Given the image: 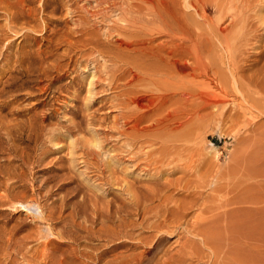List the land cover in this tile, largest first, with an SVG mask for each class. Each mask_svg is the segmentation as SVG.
<instances>
[{"label": "rangeland", "instance_id": "1", "mask_svg": "<svg viewBox=\"0 0 264 264\" xmlns=\"http://www.w3.org/2000/svg\"><path fill=\"white\" fill-rule=\"evenodd\" d=\"M97 1L103 0H0V49H3H1L0 52V264H44V260H40L39 258H42L43 253L47 251H51L50 255L49 252L46 253L47 256L55 255L47 259V261H49L50 264H59L56 263V260L58 261L60 257L68 255L74 248L83 249L87 246L86 249L93 253L106 249V240L103 238L90 240V238L84 237L86 233L81 232V235L84 236L80 240V246L67 238L60 240L61 238L53 235V228L65 231L70 229L64 225L65 223H57L59 221V210L63 202H67V209L64 212L66 214L72 211L74 204L78 203L77 210L81 216L84 215L83 217H85V215L88 217L110 216L115 223L108 222L107 224L111 227H116L119 224H117L116 215L120 212L126 218L127 223L131 222V227L128 228V230L131 235L136 238L133 239L134 237L131 236L127 237V239H130L131 241L128 240L130 242H137L136 245H139L136 248L132 247L133 250L130 246H127L107 254L105 256L106 262L113 259L114 261H112L114 263L112 264H117V261L119 263V261L123 259H130L132 254L128 257L129 254L134 251L139 254L135 253L134 255L133 253L132 256H140L142 253L146 255H143L145 259H151L154 254L147 253L149 250L148 242H141L139 240V235L141 236L143 233L141 237L158 235L163 238L159 246V250L162 249V252L161 250H158L159 253L157 251L155 252L158 255L161 253L159 258L162 257L163 259L165 257L164 259H167L168 262L172 260L171 262L173 264L177 259L180 260V257L181 259L187 257L190 252L189 249L192 250V243L200 241V238L197 237L195 234L196 232H194L195 223L197 221L200 222L203 217H208L207 215L211 212H207L217 208L215 207L217 203H223L224 200L226 201L227 197L230 195L226 193L230 185L228 187L226 186L229 182L232 183L233 180V182L236 180L239 182V179H241L240 177L243 176L241 174L245 170L244 166L247 165V163H245L246 158L251 156L253 152H255V154L257 152L260 154L259 158L257 157L259 154L251 158L249 157L251 161L247 160V162H249L248 165L251 164L253 158H258L257 160L259 163L261 162V165L264 166V0H222L224 4H226V2H232L233 4L237 3L235 6L231 5L232 7L234 6V8L230 11L234 13L238 12L243 17H246H244L245 22L243 21V25L241 26L243 32H249L252 29L250 31L251 33H246L248 36L245 35V32L243 33L241 29H237V31L233 29L231 31V33L237 35L236 46L231 48V53L228 52V49L224 48L223 42L226 40L224 34L221 33V35L224 36L223 39H221L222 36H218L220 35L218 28L229 26L230 20L226 17L228 16L227 12L229 7L220 11L217 9L218 7L214 2L215 0H203L201 3L199 0V3L197 0H194L195 5H199L198 9L195 7L192 8L193 6L189 2L191 0H160L158 3H156L155 0L157 6L161 4L159 5L160 8L158 6L157 9L156 5L151 7L152 3L149 6V4L143 2V5L141 0H108V3L112 1L113 5L107 4L106 6H102V8H95L94 5L97 4ZM168 3L169 5L171 4L170 7H173V9L176 8L179 11L181 9L185 12L187 11L188 17L186 15V17L178 21H182L183 23H181L194 33L193 37H195V39L197 38L196 40L199 41L202 38L203 40H200L201 43L205 42V40L207 41L205 44L203 43L202 46L205 51L204 54H206L205 56L209 62H212L209 72L210 77L205 78L199 75L197 79L213 82L210 80L212 77L214 82L218 81L221 83L225 103L224 115L220 119L213 115L214 109L209 108L202 110L200 115L203 117L192 121L196 123L190 124L186 122L187 126L185 123L183 124L184 127H181L182 129L178 127L179 129H176L172 135L171 133H173L174 130L169 133L167 132L169 128L165 129L166 131H163V129L158 130L150 128V131L152 130L151 132L149 128L147 132L146 130L142 131V129L149 127V125L151 126L155 119L166 117L169 112V115L175 114L176 111L174 109L178 111V109L180 110L181 108H194L192 102H187L188 105L185 103L181 104V102H186L189 96L186 95L183 97L178 95L169 102H172V104L173 102L178 103L171 104L172 106L167 103V107L163 105L159 111L151 113V117L143 118V111L134 103L132 104L130 99L132 96L129 91H143L142 93L145 95L149 93L151 97L155 98L161 92L163 93V90H160V92L159 89L155 87L148 88L147 86H144L143 89H139L142 88L140 87L141 85L134 82L136 83L135 85H138L136 87L134 83H131L132 76L127 74L129 73L128 71L134 74L144 69L141 67L146 57L140 56L142 59H138L137 57L139 56L129 54L128 50L126 51L127 48L124 49L123 47L125 45L121 46L120 44L123 41H128L127 39L132 40L135 37L116 27L118 19L122 16H126L127 18L139 16L144 18L147 16L145 18L150 19L152 18V13L158 10L162 13L165 11V14H163L167 17V8L174 11L175 14L177 11L178 14L175 15V17H177L179 11L169 8L167 5ZM136 4H141L142 7L138 6V10V8H135ZM212 5L213 7H211ZM162 6L166 7V9L162 8ZM204 6L208 8L207 11L203 9ZM103 7L105 8L103 9ZM143 7L145 10H143ZM180 7L181 9H179ZM23 8L26 12L25 18L22 17L23 15L20 13V10ZM89 8L92 12H90ZM242 8L244 9L243 11ZM9 10L17 13L18 17L15 19V24L8 23L9 20L6 19L8 18L7 13ZM133 10H135V12ZM139 11L141 13H139ZM27 12L29 15H27ZM149 13H151V16ZM96 14L100 16L98 15L97 17ZM221 16H224L223 21L220 20ZM175 17H173V19L169 17L168 20L174 23L173 20L175 21ZM224 20L226 21L224 22ZM220 22L222 24H220ZM175 23L177 24L176 21ZM207 23L209 25L212 24V26H209ZM37 24L38 26H36ZM188 24H190L191 27L190 25L187 26ZM14 25L16 27L13 28V31L9 29L8 26L14 27ZM111 27H113V29H111V34L113 36L107 33L108 29ZM195 27L198 28L196 29ZM214 27L217 29H214ZM30 28L31 30H29ZM32 28L35 30H32ZM244 28L248 29L245 30ZM202 29L204 33H202ZM214 31L216 34H214ZM205 33L207 37L202 36L205 35ZM122 34H126L124 38ZM143 35L138 37H148V35ZM128 36L129 38H127ZM164 37L165 36L159 37L157 39L159 41L156 40L154 44L164 43L165 40H167V37ZM89 38H93L94 40L88 41L90 40ZM112 39L115 43L113 41L111 42ZM120 39H122L121 42L119 41ZM85 41L89 43L87 44ZM111 47H116L114 54H117V50H119L118 53L122 52V54L126 52L124 55L128 56V59L126 60V58H124L125 60H123V58H120L121 60H119L118 58H114L112 61L110 57L113 55L107 56V54H101L103 48L106 49L103 50V52L107 53L111 51L110 53H112L114 49L112 50ZM45 58H47V60ZM104 58L106 60H104ZM139 60L142 63H139ZM217 61L218 63L216 64ZM114 62L116 65L112 64ZM215 65L219 66L216 67ZM116 66L122 69L118 70ZM136 66L139 67V70ZM143 66H146V64ZM106 67L114 68V72H112L113 70L110 68V71L107 69L111 76L113 75L112 80H109L111 76L105 69ZM115 70H117V73H115ZM123 73L127 75L122 76ZM94 75L95 78H93ZM123 78L126 81H123ZM91 80H95L96 86L94 85V88L96 89L95 92L97 91V95L92 97L89 93ZM109 81L112 84H109ZM132 85H134V88ZM179 85L180 90L178 93H182L184 89L182 88V84ZM145 88H148V90ZM151 89L152 92L150 91ZM128 95H130V97ZM88 96L90 99H88ZM144 103H147V101H144ZM127 104L128 106H126ZM129 107H132V109ZM165 110H169L167 112L168 114ZM158 113H161V115ZM141 118L146 119V121ZM132 121L135 122V124ZM182 121L185 122L184 119H181L179 122ZM132 123L134 126H132ZM173 123L174 122H170V124ZM199 123L202 125L200 126ZM136 124H139V126L135 130ZM198 124L201 128L197 127ZM178 125H180V123L176 125L174 123L173 126ZM192 126L193 128H191ZM195 127H197V130H201L195 133V131L197 132ZM164 132L171 135L170 137L167 136L168 141L165 138L167 134ZM185 132H189L190 135L188 137L192 136L193 138L190 137L189 140L187 138L186 141L184 137L187 134ZM13 133H16V135ZM5 134H7V136ZM179 134L180 136H177ZM182 135L183 137L180 140L179 137ZM171 137L172 140L176 138L173 141H178H171ZM190 139L192 141H190ZM188 141L190 142L187 143ZM178 142L182 143L179 145ZM165 144L167 148H165ZM184 144L185 146L187 145L186 148ZM9 145H12V151L7 149ZM174 145L178 149H176ZM162 146L163 148H161ZM171 146L172 150L170 149ZM178 150L179 155L176 153ZM190 151L195 154L193 155ZM164 152H167V154L174 152V155L168 159V155ZM162 153L165 157L162 156ZM242 156V167L240 169V164L237 166L235 165ZM174 157L176 159H174ZM162 158L164 160H162ZM260 158L262 160H260ZM159 160L160 162L162 161V163H160ZM170 162L172 163L170 164ZM254 162L253 159L252 167H254ZM203 163L206 164L204 165ZM257 163L258 162L255 163L257 165H255L257 170L252 168V171L250 170L251 172L256 170V173H260L257 171L262 169V167L260 165L258 168L259 163ZM184 166L185 168H183ZM226 166L229 167L228 172L230 171L231 175L233 174L232 171H235L238 167L237 170H239V172L235 171V175H237L236 177H238V175L241 176L236 178L234 177L235 175H230L231 177H229V174L225 173L226 179L229 180L230 178V181L224 179L225 183H227L224 186V181H222L223 185L221 182V180L225 178L224 173L218 175L222 177V179L214 175L217 168L219 169L220 167ZM232 166L236 168L233 169ZM210 169L214 172H209L211 171ZM204 171L208 173H202ZM200 177H202L204 181L210 180L207 181V183L204 182L205 185L203 186L206 190L202 189L203 186L200 185L201 183H198L200 187H202L199 189H202L205 193H203L201 199H198L199 202H197V204L199 205H196L197 207L189 211L185 219L186 221L183 220L184 224L181 223L177 228H171L159 234L154 230L150 229V231L144 228L147 222H145V225H142L143 227L139 226L142 222V206L144 203L146 206L149 204V208H152L151 206L153 205V207H155L161 203L163 204H161L162 206H165L166 204L164 201L166 199L170 202V204L167 202L169 206L178 204L181 201L178 197H184V194L186 196L188 187H190V190L196 189L193 185L194 183L197 184V180H199ZM260 177H256L258 181L261 180ZM244 178L245 177H243L242 180ZM256 178L254 177V180ZM216 179L217 181H214ZM210 181H214L216 185L220 182L221 184H219L225 188H222V191H220L221 186L217 185L220 190L217 188L216 190L218 191L215 192V189H213L214 184L212 182L209 183ZM7 184L12 187H6ZM184 185H186V187ZM225 189H227V191ZM208 190L213 193H210ZM159 192L162 193H160V196L157 195ZM172 193L173 195H171ZM153 194L154 196L157 195L156 199ZM224 195L226 196L225 199ZM158 196L159 198H157ZM163 196H165V200L162 198ZM138 197H140V200ZM141 198L142 200L144 199L145 202L144 200L141 201ZM145 198L153 200L149 202V200L146 201ZM173 199L177 201L174 203ZM8 200L11 204L5 202ZM158 200L160 203H158ZM205 200L206 202H203ZM138 202L141 209L135 207ZM209 206H212V208ZM51 213L53 214L51 220L49 217H45ZM83 217L78 220L81 221ZM147 217L149 218L150 215H147ZM139 219H141V222ZM169 219L171 221L170 217ZM189 222L193 226L189 224ZM100 224L101 223L95 226V230L102 227V224ZM111 224H115V226ZM49 240L54 242L62 241L61 243H64H49ZM66 243H68V245ZM46 244L47 246L50 244V247L48 246V248H46L44 246ZM27 248L30 249L28 255L31 253L30 255H32L33 258L27 256V259L24 260L22 253L26 252ZM204 249V255L206 256L209 250L206 247ZM42 250L44 251L42 252ZM36 251L38 252L36 253ZM256 251L251 254L253 260L252 264H264V250ZM187 252V256H184ZM38 253L39 255L42 254L39 256ZM119 253H122V255ZM124 254H126V258ZM157 254H155V258H158ZM162 254H164V256ZM120 255L123 256V258H121ZM249 255L250 254H248V256ZM57 256L60 257L57 258ZM80 258L82 261L84 257ZM85 258L84 263L90 261L91 264H95L97 262L94 256L90 257L91 259L89 257ZM227 258L229 257L227 256ZM105 261H103V263H106ZM156 261L158 260L156 259ZM200 261L193 259L192 261L189 260L187 263H217L209 260L208 257ZM78 262L79 261L76 263L78 264ZM126 262L127 261H125V263ZM222 262L217 264H222ZM234 262L239 264L238 261ZM150 263L153 264L151 261L147 262V264Z\"/></svg>", "mask_w": 264, "mask_h": 264}, {"label": "bare ground", "instance_id": "2", "mask_svg": "<svg viewBox=\"0 0 264 264\" xmlns=\"http://www.w3.org/2000/svg\"><path fill=\"white\" fill-rule=\"evenodd\" d=\"M142 1V3L144 2V3H146V4H149V6L151 5V3H152V6L151 7H154V5H156V9H157V7L159 6V5H161V4H159L158 6H157V4H155V0H141ZM141 1H140V3H141ZM158 1H160V0H156V3H158ZM189 1V0H188ZM198 1V0H197ZM200 1V3H201V1H203V0H199ZM199 1H198V3H199ZM109 1L108 0H103V1H97V4H95L94 5V7L95 8H102V6H106L107 4H112V1H110V3H108ZM166 2V1H165ZM190 3H191V5L193 6L192 8H196V9H198V6L199 5H195V3H194V0H191V1H189ZM215 2V4H216V6L218 7L217 9L218 10H220V11H223V9H225L226 7H229V10H228V12H227V14H228V16H226V17H228L227 19L228 20H230V23H229V26H226V27H224V28H218V30L220 31V35H218L219 37H221L222 36V38L221 39H223V37L226 39V40H224V42H223V44H224V48H226V49H228V52H230L231 53V48L232 47H235L236 46V40H237V35L236 34H234V33H231V31L233 30V29H236V31H237V29H241V31H242V25H243V21L245 20V18L240 14V13H238V12H232V11H230V10H232L233 8H234V6H235V4H237V3H235V4H233L232 2H226V4L227 5H229V6H227L226 4H224L223 3V1L222 0H215L214 1ZM243 2V1H242ZM94 3H96V2H94ZM139 3V2H138ZM144 3H143V5H144ZM160 3V2H159ZM2 4V3H1ZM146 4H145V6H146ZM164 4H166V3H164ZM163 4V5H164ZM204 4V3H203ZM92 5V4H91ZM90 5V6H91ZM113 5V4H112ZM168 6H169V8H172L173 9V7H170V5H169V3L167 4ZM172 5H173V3H172ZM231 5H234L233 7L231 6ZM109 6V5H108ZM137 6V7H136ZM136 6H135V8L137 9L138 8V6L139 7H142V5L141 4H139V5H137L136 4ZM165 6V5H164ZM175 6V5H174ZM190 6V5H189ZM237 6V5H236ZM262 6V5H261ZM92 7V6H91ZM211 7H213V5L211 6ZM238 7V6H237ZM95 8H94V11H95ZM105 7H103V9H104ZM111 8V7H110ZM146 8V7H145ZM159 8H160V6H159ZM162 8H164V9H166V7H163L162 6ZM175 8V7H174ZM178 8V7H177ZM90 9V8H89ZM148 9V8H147ZM154 9V8H153ZM152 9V10H153ZM179 9H181V7L179 8ZM203 9L204 10H208V8L206 7V6H204L203 7ZM210 9V8H209ZM228 9V8H227ZM138 10H139V8H138ZM138 10H137V13H138ZM142 10V9H141ZM143 10H145L144 9V7H143ZM162 10V9H161ZM173 10H178V9H173ZM244 9L242 8V11H243ZM12 11V10H11ZM10 10H9V12L7 13L8 15V18H6L7 20H9L8 21V23L10 22V24H15L16 23V21H15V19H17V13L16 12H11ZM30 11V10H29ZM94 11H93V14H94ZM96 11H97V9H96ZM134 12H135V10H133ZM149 11V10H148ZM151 11V10H150ZM162 11H164V10H162ZM179 11V10H178ZM19 12V11H18ZM90 12H92V10L90 9ZM109 12V11H108ZM107 12V13H108ZM144 12V11H143ZM165 12V11H164ZM163 12V13H164ZM209 12V11H208ZM215 12H216V10H215ZM218 12V11H217ZM20 13L23 15L22 17H24V16H26V12L24 11V8L23 9H21L20 10ZM139 13H141L140 11H139ZM161 11H158V10H155L153 13H152V18H150V19H146L145 17H147V16H145L144 18H142V17H131V18H127L126 16H122L121 18H119L118 19V21H117V23H116V27L117 28H120L121 30H124V31H126V32H128V33H130V34H132L135 38L134 39H127L128 41H123V42H121V40L122 39H120L119 41L121 42V46H123V45H125V46H123L124 47V49L125 48H127L126 49V51L128 50V53L129 54H131V55H133L134 56V54L136 55V56H139V57H137L138 59L139 58H141L142 59V57H146V59H144L143 60V65H145L146 64V66H143L142 65V67L141 68H144V69H141V71H137L136 73H134V74H131V72L130 71H128L129 73H127V74H130L131 76H132V79H131V83H134V82H137V84L138 85H141L140 87H142V88H139V89H143V87L144 86H147L148 88H152V87H155L156 89H159V91L160 90H163V93L161 92L160 94H158L157 95V97H155V98H153V97H151V94H147V95H145L144 93H142L143 91H139V90H136L135 92H130L129 91V93L131 94V96L132 97H130V95H128L129 97H130V99H131V101H132V104L134 103L135 105H137V107L140 109V110H142L143 111V115H142V117L143 118H145V117H151L152 115H151V113H154V112H157V111H159L160 109H161V107L163 106V105H165L166 107H167V103H169L171 100H173V98H175L176 96H178V95H181V96H183V97H185L186 95H188L189 97L186 99V102H181V104H186V105H188L187 104V102H192V105L194 106V108H191V109H186V108H181L180 110L178 109V111L176 110V109H174V106H173V109L176 111L175 112V114H173V115H169L170 114V112H169V114L167 113L169 110H165L166 111V113L168 114L166 117H164V118H158V119H155L154 121H153V123L151 124V126L149 125V127H146V128H143L142 129V131H145L146 130V132L148 131L147 129L149 128V131H150V128H155V129H163V131L165 130V129H168V131L167 132H169V133H171V131H173V133H171V135L172 134H174V132L176 131V129L178 130L179 128L178 127H180V129H182L181 127H184L183 126V124H185L186 122L188 123H190V124H193V123H196V122H192L193 120L195 121L197 118H201V117H203V116H201L200 115V112L202 111V110H206V109H209V108H212V109H214L213 110V115H215V116H217L218 117V119H220L223 115H224V99H223V94H222V92H223V87H222V85H221V83H219L218 81L217 82H214V80L212 79V77H211V79L210 80H212L213 82H209V81H207V80H198L197 79V77L200 75V76H203V77H205V78H208V77H210V67H211V63L212 62H209V60L207 59V57L205 56L206 54H204V49H203V46H202V44L204 43L205 44V42H207L205 39V42H203V43H201L200 42V40H203L202 38L200 39V38H198V39H200L199 41L198 40H196L195 39V37H193V35H194V33L193 32H191L188 28H186V26L184 25V24H182L183 22L182 21H178V20H180V19H183L184 17H186V15L188 14L187 13V11L185 12L183 9H181L180 11H179V15H177V17H175V15L176 14H178L177 13V11H176V14L174 13V11H172V10H169L168 8L166 9V14L168 15L167 17L163 14ZM197 13H198V11H197ZM102 14V13H101ZM143 14V13H142ZM147 14V13H146ZM146 14H144V15H146ZM150 14V16H151V13H149ZM220 14V13H219ZM226 14V13H225ZM244 14V13H243ZM27 15H29L28 14V12H27ZM99 15V14H98ZM98 15L96 14V16L98 17ZM103 15V14H102ZM148 15V14H147ZM199 15H200V13H199ZM259 15V14H258ZM263 15V14H262ZM262 15H261V17H262ZM93 16V15H92ZM95 16V17H96ZM100 16V15H99ZM134 16H136V15H134ZM143 16V15H142ZM149 16V15H148ZM260 16V15H259ZM21 17V16H20ZM28 17V16H27ZM169 17H171L172 19H173V17H175L174 19H175V21L177 22V24L175 23V21L173 20V22L174 23H172V22H170L168 19H169ZM187 17H188V15H187ZM202 17V16H201ZM204 17V16H203ZM219 17H220V15H219ZM225 17V18H226ZM25 18V17H24ZM170 18V19H171ZM207 18V17H206ZM223 18H224V16H221V18H220V20H222L223 21ZM250 18H251V16H250ZM20 19V18H19ZM29 19V18H28ZM97 19V18H96ZM99 19V18H98ZM111 19V18H110ZM187 19V18H186ZM188 20V19H187ZM204 20H206V19H204ZM247 20V19H246ZM27 21V20H26ZM97 21V20H96ZM98 21H100V20H98ZM102 21V20H101ZM113 21H114V18H113ZM208 21V20H207ZM221 21V22H222ZM226 20H224V22H225ZM18 22V21H17ZM19 22H20V20H19ZM103 22V21H102ZM115 22V21H114ZM182 22V23H181ZM187 22V21H186ZM220 22V24H222ZM245 22V21H244ZM247 22V21H246ZM263 22V21H262ZM104 23H105V21H104ZM103 23V24H104ZM187 23H189V22H187ZM248 23V22H247ZM7 24V23H6ZM36 24V23H35ZM102 24V23H101ZM106 24V23H105ZM191 24V23H190ZM190 24H188L187 26H189ZM208 24V23H207ZM264 24V23H263ZM9 25V24H8ZM24 25V24H23ZM22 25V26H23ZM108 25H109V23H108ZM112 25V24H111ZM209 25V24H208ZM211 26H212V24H210ZM209 25V26H210ZM249 25V24H248ZM25 26V25H24ZM23 26V27H24ZM36 26H38V24L36 25ZM35 26V27H36ZM218 26V25H217ZM222 26V25H221ZM220 26V27H221ZM7 27V26H6ZM9 27V29H11L12 31H13V28H15L16 26L14 25V27H11V26H8ZM33 27V26H32ZM190 27H191V25H190ZM241 27V28H240ZM264 27V26H263ZM262 27V28H263ZM193 28V27H192ZM196 28V27H195ZM198 28V27H197ZM196 28V29H197ZM213 28V27H212ZM245 28H246V26H245ZM244 28V29H245ZM249 28V27H248ZM247 28V29H248ZM27 29V28H26ZM34 28H32V30H33ZM104 29H105V27H104ZM111 29H113V27H111V28H109L108 29V31H107V33L110 35L111 34ZM114 29H116V28H114ZM120 29H118V30H120ZM214 29H217V28H215L214 27ZM213 29V30H214ZM243 29V30H244ZM247 29H245V30H247ZM25 30V29H24ZM29 30H31V28L29 29ZM28 30V31H29ZM35 30V29H34ZM120 30V31H121ZM194 30V29H193ZM199 30H201V29H199ZM218 30H217V32H218ZM252 30V29H251ZM250 30V31H251ZM23 31V30H22ZM28 31H26V32H28ZM114 31V30H113ZM196 31V30H195ZM194 31V32H195ZM203 31V32H202ZM202 33H204V30L202 29ZM249 31V32H250ZM263 31H264V29H263ZM105 32V31H104ZM125 32V33H126ZM205 32L208 34V32L205 30ZM210 32V31H209ZM215 32V31H214ZM243 32V31H242ZM245 32V31H244ZM243 32V33H244ZM249 32H245L244 34L245 35H247L246 33H248L249 34ZM6 33V32H5ZM4 33V34H5ZM8 33V32H7ZM121 33V32H120ZM123 33V32H122ZM193 33V34H192ZM196 33V32H195ZM200 33V32H199ZM199 33H198V35H199ZM205 33V35H202V36H206L207 34ZM221 33L222 34H224V36L223 35H221ZM251 33V32H250ZM15 34H16V32H15ZM29 34V33H28ZM106 34V33H105ZM119 34V33H118ZM143 34H145L146 36L148 35V37H146V38H140V37H138V36H142ZM201 34V33H200ZM214 34H216V32L214 33ZM240 34V33H239ZM112 35V34H111ZM123 35V34H122ZM126 35V34H125ZM125 35H123V38L125 37ZM131 35V36H132ZM243 35V34H242ZM105 36V35H104ZM113 36V35H112ZM115 36V35H114ZM150 36V37H149ZM163 36H165V37H167V40H165V42L163 43L162 42V44H154V42L159 38V37H163ZM196 36V35H195ZM248 36V35H247ZM246 36V37H247ZM259 36V35H258ZM143 37H144V35H143ZM164 37V38H165ZM198 37V36H197ZM207 37V36H206ZM205 37V38H206ZM217 37V36H216ZM215 37V38H216ZM91 38V37H90ZM89 38V39H90ZM106 38V37H105ZM109 38V37H108ZM113 38V37H112ZM127 38H129V36L127 37ZM131 38H133V37H131ZM137 38H139V39H137ZM86 39V38H85ZM119 39V38H118ZM207 39V38H206ZM209 39V38H208ZM217 39V38H216ZM88 40V39H87ZM91 40H94L93 38L92 39H90V40H88V41H91ZM115 40H116V38H115ZM164 40V39H163ZM210 40V39H209ZM86 42L87 44L89 43V42ZM113 41V39L111 40V42ZM157 41H159V40H157ZM221 41V40H220ZM0 42H1V37H0ZM114 42V41H113ZM209 42V41H208ZM92 43V42H91ZM90 43V44H91ZM115 43V42H114ZM217 43V42H216ZM105 44H106V42H105ZM111 44H113V43H111ZM110 44V45H111ZM117 44H119V43H117ZM154 44V45H153ZM115 45V44H114ZM208 45V44H207ZM107 46H108V43H107ZM120 46V47H121ZM204 46H206V45H204ZM210 46V45H209ZM216 46V45H215ZM223 46V45H222ZM95 47V46H94ZM120 47H119V49H120ZM207 47V46H206ZM217 47V46H216ZM96 48V47H95ZM105 48V47H104ZM102 49V51H101V54H103V55H105V54H107V56H110V55H113V56H111L110 58L112 59V61L114 60V58H118L119 60H121L120 58H123V60H125L124 58H126V60L128 59V56H126V55H124V54H126V52H124L123 54H122V52L121 53H118V51L119 50H117V54L115 53L114 54V52L116 51V47L114 48H112V50L114 49V51L112 52V53H110V52H103V50H106V49ZM110 48V49H111ZM2 49V48H1ZM1 49H0V52H1ZM98 49H100V48H98ZM109 49V50H110ZM206 49V48H205ZM208 49V48H207ZM3 50V49H2ZM209 50V49H208ZM123 51H125V50H123ZM92 52V51H91ZM98 52H100V51H98ZM234 52V51H233ZM209 53V52H208ZM2 54V53H1ZM119 54V55H118ZM211 54V53H210ZM121 55V56H120ZM230 55H232V54H230ZM34 56V55H33ZM39 56V55H38ZM100 56V55H99ZM122 56H124V57H122ZM140 56H142V57H140ZM209 56V55H208ZM214 56V55H213ZM227 56V55H226ZM103 57V56H102ZM105 57V56H104ZM229 57V56H228ZM228 57H226V58H228ZM32 58V57H31ZM33 58H35V57H33ZM210 58V57H209ZM212 58V57H211ZM40 59V58H39ZM46 60H47V58H45ZM94 59V58H93ZM140 59V60H141ZM44 60V59H43ZM97 60H99V59H97ZM104 60H106L105 58H104ZM104 60H102V61H104ZM130 60V59H129ZM140 60H139V63H142V62H140ZM212 60V59H211ZM40 61V60H39ZM135 61V60H134ZM225 61V60H224ZM46 62V61H45ZM109 62H110V60H109ZM123 62V61H122ZM136 62V61H135ZM106 63V62H105ZM121 63V62H120ZM218 63V61L216 62V64ZM230 63V62H229ZM42 64H43V62H42ZM112 64H115V62L114 63H112ZM129 64V63H128ZM127 64V65H128ZM135 64V63H134ZM133 64V65H134ZM138 64V63H137ZM102 65V64H101ZM104 65V64H103ZM108 65V64H107ZM111 65V64H110ZM116 65V64H115ZM115 65H113V66H115ZM104 66H106V65H104ZM112 66V67H113ZM118 66V65H117ZM117 66H116V68H117ZM121 66V65H120ZM216 66V65H215ZM217 66H219V65H217ZM216 66V67H217ZM108 67V66H107ZM105 68L106 70L107 69H109V68ZM112 67L110 68V69H112ZM122 67V66H121ZM135 67V66H134ZM137 67V66H136ZM122 68H124V67H122ZM122 68H117L118 70H120V69H122ZM132 68V67H131ZM130 68V69H131ZM138 68V70H139V67H137ZM220 68V67H219ZM110 69H109V71H110ZM114 69V68H113ZM112 69V70H113ZM125 69V68H124ZM129 69V70H130ZM223 69V68H222ZM127 70H128V68H127ZM126 70V71H127ZM135 70V69H134ZM99 71V70H98ZM108 70H107V72L110 74V72H109ZM116 72L115 73H117V70H115ZM125 71V70H124ZM123 71V72H124ZM219 71V70H218ZM223 71V70H222ZM230 71H231V69H230ZM112 72H114V70L112 71ZM121 72H122V70H121ZM108 74V75H109ZM113 74V73H112ZM119 74V73H118ZM121 74V73H120ZM126 73H123L122 74V76H125V75H127ZM217 74V73H216ZM233 74V73H232ZM117 75V74H116ZM110 76H111V74H110ZM113 76V75H112ZM112 76H111V79H109V80H112ZM115 76V75H114ZM121 76V75H120ZM129 76V75H128ZM117 77V76H116ZM130 77V76H129ZM93 78H95V75H94V77ZM114 78V77H113ZM119 78V77H118ZM131 78V77H130ZM199 78H201V77H199ZM121 79V78H120ZM124 79V78H123ZM126 79H127V77H126ZM204 79V78H203ZM105 80H107V79H105ZM104 80V81H105ZM130 80V79H129ZM95 80H91V83H90V88H89V93H90V95H91V97L92 96H95V95H97V91L95 92V82H94ZM121 81V80H120ZM123 81H126L125 79L123 80ZM115 82H116V80H115ZM118 82V81H117ZM124 83V82H123ZM98 84V83H97ZM109 84H112V83H110V81H109ZM136 83H134V85H135ZM179 84H182V88L184 89L183 91H182V93H178V91L180 90V85ZM95 85V86H94ZM134 85H132V87L134 86ZM138 85H135L136 87L138 86ZM130 86V85H129ZM112 87V86H111ZM134 88V87H133ZM132 88V89H133ZM148 88H145V89H147L148 90ZM130 89V88H129ZM138 89V88H137ZM128 91V90H127ZM151 92H152V89L150 90ZM126 94H127V92H126ZM89 97V96H88ZM149 97V98H148ZM178 98V97H177ZM88 99H90V97L88 98ZM184 99V98H183ZM176 100V99H175ZM178 100V99H177ZM125 101V100H124ZM127 101V100H126ZM144 101H147V103H144ZM179 101V100H178ZM184 101V100H183ZM180 102V101H179ZM2 103V102H1ZM175 103H178V102H175ZM174 102H173V104H175ZM5 104V103H4ZM130 104H131V102H130ZM130 104H129V106H130ZM172 104V102L171 103H169V105H171ZM172 104V105H173ZM181 104H178V105H181ZM171 105V106H172ZM126 106H128V104L126 105ZM170 106V107H171ZM176 107V106H175ZM127 108V107H126ZM130 109H132V107H129ZM169 108V107H168ZM179 108V107H178ZM167 109V108H166ZM171 109H172V107H171ZM136 112V111H135ZM173 112V111H172ZM205 113V112H204ZM159 115H161V113H158ZM158 114H157V116H158ZM163 115V114H162ZM204 115V114H203ZM209 116V115H208ZM138 117V116H137ZM161 117V116H160ZM163 117V116H162ZM189 117V118H188ZM210 117V116H209ZM135 119V118H134ZM137 119H139V118H137ZM142 119V118H141ZM181 119H184V121L185 122H179ZM142 120H145L146 121V119H142ZM187 120V121H186ZM199 120V119H198ZM197 120V121H198ZM208 120V119H207ZM135 122H137L136 120H134ZM151 121V120H150ZM199 121H201V120H199ZM202 121H203V119H202ZM133 122V121H132ZM135 122H133L134 124H135ZM170 122L172 123V122H174L175 123V125L176 124H179L180 123V125H178V126H173L174 125V123L173 124H170ZM192 122V123H191ZM132 123V124H133ZM187 123H186V126H187ZM134 124L132 125V126H134ZM139 124H142V123H139ZM139 124H136L137 126H135V130H136V128H138V126H139ZM200 124V123H199ZM199 124H198V126L197 127H199ZM195 125V124H194ZM202 124H200V126H201ZM42 127V126H41ZM197 127H195V130H197L196 128ZM141 128H142V126H141ZM140 128V129H141ZM188 128V127H187ZM191 128H193V126L191 127ZM190 128V129H191ZM199 128H201V127H199ZM15 130V129H14ZM185 130V129H184ZM187 131H189L188 129H186ZM193 130V129H192ZM201 129H198L197 130V132L195 131V133H198V131H200ZM142 131H139V132H142ZM152 131V130H151ZM150 131V132H151ZM162 131V132H163ZM166 131V130H165ZM17 132V131H16ZM146 132H145V134H146ZM12 133V132H11ZM164 133H166V132H164ZM186 134H184V135H186L184 138H185V140L188 138V140H189V138L190 137H192V136H190V137H188L189 135H190V133L189 132H185ZM192 133H193V131H192ZM201 133V132H200ZM3 134V133H2ZM14 134V133H13ZM12 134V135H13ZM145 134H143V135H145ZM167 134V133H166ZM178 134V133H177ZM194 134V133H193ZM6 136H7V134H5ZM14 135H16V133L14 134ZM18 135H19V133H18ZM21 135V134H20ZM138 135V134H137ZM148 135V134H147ZM150 135V134H149ZM162 135H165V134H162ZM162 135H160V136H162ZM171 135H169V134H167L166 135V140L168 141V139H167V136L168 137H170ZM197 135V134H196ZM196 135H195V137H196ZM1 136V135H0ZM11 136V135H10ZM9 136V137H10ZM155 136V135H154ZM159 136V137H160ZM177 136H180V134L179 135H177ZM199 136H201V135H199ZM2 137H3V135H2ZM16 137V136H15ZM182 137H183V135L181 136V137H179L180 138V140L182 139ZM36 138V137H35ZM51 138H53V137H51ZM163 139H165L164 137H162ZM193 138V137H192ZM2 139V138H1ZM7 139V138H6ZM9 139V138H8ZM158 139V138H157ZM156 139V140H157ZM159 139H161V138H159ZM176 138H174L173 140H175ZM38 140V139H37ZM172 140V137H171V141H173ZM3 141V140H2ZM165 141V140H164ZM167 141H165V142H167ZM178 141V140H177ZM177 141H173V142H177ZM187 141V140H186ZM185 141V142H186ZM190 141H192L191 139H190ZM190 141H188L187 143H189ZM153 142V141H152ZM7 143V142H6ZM179 143V142H178ZM182 143V142H181ZM181 143H179V145L181 144ZM186 143V144H187ZM11 144H13V143H11ZM176 145V144H175ZM174 145V146H175ZM183 145V144H182ZM165 146H166V144H165ZM178 146V145H177ZM187 146V145H186ZM186 146H185V144H184V147L186 148ZM6 147V146H5ZM170 147V146H169ZM181 147V146H180ZM14 148V147H13ZM161 148H163V146L161 147ZM165 148H167V146L165 147ZM164 148V149H165ZM174 148V147H173ZM175 148H176V146H175ZM195 148V147H194ZM6 149V148H5ZM7 149L8 150H11L12 151V145H9L8 147H7ZM171 150H172V146H171V148H170ZM169 149V150H170ZM176 149H178V148H176ZM176 149H174V150H176ZM201 150V149H200ZM160 151V150H159ZM169 152V151H168ZM176 152V151H175ZM191 152V151H190ZM164 153H166V155H168L167 156V158L169 159L172 155H174V152H170V153H168L167 154V152H164ZM177 154L179 153V150H178V152H176ZM189 153V152H188ZM192 153V152H191ZM159 154H160V152H159ZM163 154V153H162ZM193 154V153H192ZM195 154V153H194ZM193 154V155H194ZM198 154V153H197ZM249 154H251V153H249ZM252 154H254V155H252ZM251 154V156H249L250 158L252 157V156H255L256 154H259V153H257L256 152V154H255V152H253ZM179 155V154H178ZM162 156H164L165 157V155L163 154ZM205 156V155H204ZM259 156H260V154L257 156L258 158H259ZM177 157V156H176ZM182 157H183V155H182ZM244 157H245V155H244ZM249 157H245L246 158V160H245V163H247V165H248V163L249 162H247V160H249L250 158ZM256 157V158H257ZM167 158H166V160H167ZM198 158V157H197ZM241 158V159H240ZM240 158H236V159H240V160H238L237 162V164L236 163H234V164H236L235 166H237L238 164H240L239 165V168L241 169V160H243L242 158H243V156L242 157H240ZM257 158V159H258ZM174 159H176L175 157H174ZM173 159V160H174ZM192 159V158H191ZM207 159V158H206ZM253 159H254V167H252V162H253ZM252 159V162H251V164L250 165H246V166H244L245 168V170H244V172H242V174L241 175H243L242 177H240L239 175H238V177H240L241 179H239V182L236 180L235 182H233L232 181V183H230L229 182V184H227V183H225V180L224 179H226V176H225V173H228L229 174V177H231V176H233V175H235L236 174V172L235 171H238L239 172V170H237V168L235 167V166H232V168L233 169H235L236 168V170L235 171H232V175H231V172L229 171L228 172V166H226V167H220L219 169L217 168V171H216V173H215V175H214V173H213V175L214 176H218V175H220L221 173L223 174L224 173V176H225V178H223L222 179V177H220V176H218L219 178H221L222 180H221V182L222 181H224V186H225V184H227V186L226 187H228L229 185H230V187H229V189H228V191H227V189H225L227 192L226 193H228V197H227V199H226V201L224 200H222L223 201V203H220V205H219V203H217L216 205L217 206H215V207H217V208H214V206H213V208L215 209H212V211L210 210V211H208L207 213H210V214H208L207 216L208 217H203V219L202 218H200V219H202L200 222H198L197 220V222L195 223L196 225L194 226V230H192V231H194V232H196L195 234H196V236L197 237H199L200 238V241L199 242H194V241H192V242H194V243H192V250H190L189 249V254H188V252L187 253H185V255L184 256H187L186 254H188V256L187 257H185V258H182L181 259V257H180V260H178L177 259V261H175L173 264H188L187 262H189V260H193V259H196L197 261H200V260H202L203 258L205 259V257H208L209 258V260H212L213 262H217V263H220V262H222V260H223V262H222V264H233V263H235L234 261H238L239 262V264H252L253 263V260H252V256H251V254H253V252H255L256 250V252H258V251H260V250H264V166H262L261 165V162L259 163V161L257 160V159H255V158H253ZM162 160H164L163 158H162ZM172 160V161H173ZM209 160V159H208ZM234 160H235V158H234ZM257 160V161H256ZM260 160H262L261 158H260ZM203 161H204V159H203ZM210 161V160H209ZM236 161V160H235ZM240 161V162H239ZM249 161H251V160H249ZM12 162V161H11ZM159 162H160V160H159ZM216 162V161H215ZM229 162V161H228ZM233 162V161H232ZM243 162V161H242ZM256 162H258L259 163V165H258V168H259V166L261 165V167H262V169H259V170H262V171H257V172H260V173H256V168H255V163ZM160 163H162V161L160 162ZM165 163H166V161H165ZM172 162H170V164H171ZM192 163H193V161H192ZM257 163V164H258ZM164 164V163H163ZM204 164V163H203ZM206 164V163H205ZM204 164V165H205ZM243 164V163H242ZM12 165V164H11ZM182 165V164H181ZM189 165V164H188ZM191 165V164H190ZM230 165V164H229ZM263 165H264V159H263ZM186 166V165H185ZM185 166L183 167V168H185ZM231 166V165H230ZM249 166H250V168H249ZM257 166V165H256ZM160 167V166H159ZM260 167V168H261ZM12 168V167H11ZM10 168V169H11ZM181 168V167H180ZM188 168V167H187ZM192 168V167H191ZM203 168V167H202ZM208 168V167H207ZM210 168V167H209ZM231 168V169H232ZM248 168V169H247ZM256 169V170H253L254 172H251L252 170L251 169ZM211 169H212V167H211ZM210 169V170H211ZM232 169V170H233ZM189 170V169H188ZM202 170V169H201ZM206 170V169H205ZM251 170V171H250ZM194 171V170H193ZM196 171V170H195ZM242 171V170H241ZM240 171V172H241ZM11 172V171H10ZM186 172V171H185ZM209 172H214V171H209ZM200 173V172H199ZM202 173H204V174H206V173H208V172H206L205 173V171L204 172H202ZM8 174V173H7ZM11 174V173H10ZM209 174H211V173H209ZM240 174V173H239ZM259 174V175H258ZM201 175V174H200ZM213 175H211V176H213ZM231 175V176H230ZM195 176H196V174H195ZM204 176V175H203ZM207 176V175H206ZM221 176H223V175H221ZM237 175H235L234 177H236ZM260 177L261 178V180L260 181H258V178H256V177ZM199 177V176H198ZM234 177H233V179H234ZM238 177H236V178H238ZM243 177H245L243 180H242V178ZM254 177L257 179H255L254 180ZM205 178V177H204ZM228 178V177H227ZM235 178V179H236ZM182 179V178H181ZM186 179V178H185ZM192 179H194V178H192ZM218 179V178H217ZM217 179L216 180H214V181H217ZM201 180H203V181H200ZM199 180H197V184H195L194 183V187L196 188V189H192V190H190L189 188L190 187H188V190H187V193H186V196H185V194H184V197L182 196L181 198H179L178 197V199H180L178 202V204H174V205H171V206H169V205H167V202H168V199H166L165 200V196H163L162 198H164V203L166 204L165 206H162L161 204H159V205H156L155 207H153V206H151L152 208H149L150 207V205L147 207L146 205H145V203L143 204V206H142V213H143V217L141 218L142 219V222H141V219H139L140 220V224H139V226H142L143 224L145 225V222H147L146 223V225L144 226V228H146V229H148V230H154V231H156V233L157 234H159V233H163V231L165 232V231H168V230H170L171 228H177L181 223H183V220H185L186 219V217L188 216V213H189V211L191 210V209H193V208H195V207H197L196 205H199V204H197V202H199V198L201 199V197H203V193H205V191H202V189H205V187L203 186V185H205V183H207V181H209V180H205L204 181V179H202V177H200V179ZM184 181V180H183ZM190 181V180H189ZM193 181V180H192ZM199 181V182H198ZM214 181L212 182V181H210L209 183H213L214 184ZM226 181H230V178H229V180H227L226 179ZM182 182V181H181ZM205 182V183H204ZM219 182V181H218ZM8 183V182H7ZM188 183H190V182H188ZM198 183H201L200 185H202L203 186V188L202 187H200V185L198 184ZM208 183V184H209ZM220 183V182H219ZM219 183H217V185H219V186H221V190L218 188V186L216 185V183L214 184V188L213 189H215V192L216 191H218V190H216L217 188L220 190V191H222V188H223V182H222V185H220ZM186 184V183H185ZM208 184H206V185H208ZM185 187H186V185H184ZM209 186V185H208ZM6 187H12L11 185H8L7 184V186ZM193 187V188H194ZM182 188V187H181ZM192 188V187H191ZM199 188H202V189H199ZM210 188V187H209ZM225 188V187H224ZM223 188V189H224ZM183 189H184V187H183ZM212 189V188H211ZM213 189H212V191H213ZM206 190V189H205ZM208 191H210V190H208ZM162 192V191H161ZM161 192H159V194H157V195H159L160 196V193ZM184 192V191H183ZM224 192V191H223ZM157 193H158V191H157ZM209 193V192H208ZM210 193H213V192H211L210 191ZM162 194V193H161ZM232 194V195H231ZM156 195V194H155ZM156 195V196H157ZM168 195V194H167ZM166 195V196H167ZM171 195H173V193L171 194ZM182 195V194H181ZM218 195V194H217ZM221 195H223V194H221ZM225 195H227V194H225ZM224 195V199L226 198V196ZM153 196H154V194H153ZM156 196H154V198L156 199ZM159 196L157 197V198H159ZM170 196V195H169ZM209 196L211 197V195L209 194ZM171 197V196H170ZM223 197V196H222ZM140 197H138V199H139ZM153 198V197H152ZM153 198V199H154ZM161 198V199H162ZM205 198V197H204ZM209 198V197H208ZM212 198V197H211ZM219 198V197H218ZM217 198V199H218ZM221 198V197H220ZM146 199V201L147 200H149L148 198H145ZM153 199H150L149 200V202L150 201H152ZM171 199V198H170ZM210 199V198H209ZM140 200V199H139ZM144 200V199H143ZM142 200V198H141V201H143ZM172 200V199H171ZM159 201V200H158ZM163 201V200H162ZM170 201V200H169ZM177 200H174L173 199V202L175 203ZM216 201V200H215ZM214 201V202H215ZM219 201V200H218ZM6 203H9V204H11L10 203V201L8 200V201H5ZM135 202V201H134ZM140 202V201H139ZM139 202H138V204H136V208L137 209H141V206H140V204H139ZM144 202H145V200H144ZM172 202V203H173ZM202 202V201H201ZM203 202H206V200L205 201H203ZM158 203H160V201L158 202ZM171 203V204H172ZM216 203V202H215ZM13 204V203H12ZM78 204V203H77ZM77 204H74L73 205V209H72V211H70L69 213H64L65 211H66V209H67V202H63L62 203V205H61V207H60V214L58 215V219H59V221L57 222V223H65L64 225L65 226H67V227H69L70 229L69 230H67V231H65V230H57V229H54L53 228V235L55 236H57L58 238H61L60 240H62V239H65V238H67L68 240H70V241H72V242H74L76 245H78V246H80L81 244V242H80V240L83 238V236L85 237V238H90V240L91 239H101V238H103L104 240H106V242H107V244L105 245L106 247V249H103V250H101L100 252H96V253H93L92 251L90 252V251H88L87 249H86V247L85 248H83V249H78V248H72L73 250L70 252V253H68V255H64V256H62V257H60V256H57V258L58 257H60V259L57 261L56 260V263H59V264H77L76 262L77 261H79L78 262V264H91V262L89 263V262H86V263H84V258L85 257H93L94 256V259L97 261L95 264H112V263H114L112 260L111 261H105V256L107 255V254H109V253H111V252H114L115 250H117V249H119V248H122V247H127V246H130L131 248L132 247H137L138 245H136V243H134V242H130L131 240L130 239H127V237H134L133 239H135L136 237L135 236H133V235H131V233L129 232V230H128V228H130L131 227V222H126V218L124 217V215H122L120 212H118V215H116V218H117V226L116 227H111V226H109L107 223L109 222V223H115V221L113 220V218L112 217H110V216H104V217H98V216H96V217H93V216H91V217H88V216H86L85 215V217H83V216H81V214L78 212V210H77ZM134 204V205H135ZM141 204H142V202H141ZM168 204H170V202H168ZM202 204V203H201ZM80 205V204H79ZM214 205V204H213ZM163 208H162V207ZM219 206V207H218ZM40 207V206H39ZM199 207V206H198ZM202 207V206H201ZM207 207V206H206ZM210 208H212V206H209ZM162 208V209H161ZM200 208V207H199ZM79 209V208H78ZM205 209V208H204ZM207 209V208H206ZM140 211V210H139ZM137 212V211H136ZM141 212V211H140ZM140 212H138V213H140ZM203 212V211H202ZM43 213V212H42ZM191 213V212H190ZM47 214V213H46ZM64 214H66V215H64ZM95 214H98V213H95ZM114 214H115V212H114ZM127 214V213H126ZM111 215V214H110ZM134 215V214H133ZM147 215L149 216L150 215V217L148 218L147 217ZM198 215V214H197ZM206 215V214H205ZM204 215V216H205ZM138 216H139V214H138ZM200 216H201V214H200ZM43 217V216H42ZM46 218H50V220H51V218L53 217V214L51 213L50 215H47V216H45ZM83 217V219L80 221V220H78L79 218H82ZM134 217V216H133ZM169 217L171 218V221H170V219H169ZM197 217V216H196ZM37 218V217H36ZM115 218V217H114ZM43 219V218H42ZM57 219V220H58ZM130 219V218H129ZM169 219V220H168ZM56 221V220H55ZM128 221H131V220H128ZM186 221V220H185ZM193 222V221H192ZM99 223H101L102 224V227H100L99 229H96L95 230V226L97 225V224H99ZM132 223H133V221H132ZM136 223H138V222H136ZM188 223V222H187ZM49 224V223H48ZM100 224V225H101ZM107 224V225H106ZM134 224V223H133ZM184 224V223H183ZM189 224H191L190 222H189ZM193 224H194V222H193ZM112 225V224H111ZM114 226H115V224H113ZM112 225V226H113ZM192 225V224H191ZM135 226V225H134ZM138 226V225H137ZM193 226V225H192ZM99 227V226H98ZM133 227V226H132ZM143 227V226H142ZM49 228V227H48ZM97 228V227H96ZM134 228V227H133ZM150 230V231H151ZM132 231V230H131ZM86 233V234H84V235H81L82 233ZM132 232H134V231H132ZM142 233V232H141ZM155 233V234H156ZM132 234H135V233H132ZM192 234H194V233H192ZM194 234V235H195ZM262 235V236H261ZM141 236H143V233H142V235ZM140 235H139V240L141 241V242H148L147 244L149 245V250L147 251V253L148 254H151V253H153L154 254V256L151 258V259H149V260H147V259H145V257L143 256V255H145V254H142L141 253V255L139 256V255H137V256H132L133 255V253H134V255H135V253H138V252H133V253H130L129 254V256L128 257H130V255H131V257H130V259L129 258H127L126 260L125 259H123V260H121V261H119V263H118V261L116 262L117 264H147V262H149V261H151L153 264H172V260L171 261H167V259L165 260L164 258V260L162 259V257L161 258H159L160 257V254L158 255L155 251H157L158 252V250H159V246H160V241L163 239V238H161L160 236H158V235H154V236H149V237H146V236H144V237H141ZM162 236V235H161ZM195 236V237H196ZM47 239V238H46ZM132 239V240H133ZM137 239H138V234H137ZM136 239V240H137ZM58 240V239H57ZM88 240V239H87ZM86 240V241H87ZM128 240H130V241H128ZM135 240V241H136ZM192 240H193V238H192ZM116 241V242H115ZM62 241H60V242H54V241H50L49 240V243H59V244H63V243H61ZM139 242V241H138ZM48 243V242H47ZM105 243V242H104ZM67 245H68V243H66ZM108 244H110V245H108ZM146 244V243H145ZM50 245V244H49ZM48 245V246H49ZM55 245V244H54ZM83 245V244H82ZM102 245V244H101ZM24 246V245H23ZM46 248H48V246H47V244L46 245H44ZM57 246V245H56ZM70 246V245H69ZM193 246H194V248H193ZM50 247V246H49ZM104 247V246H103ZM208 248V250H209V252H208V255H204V252H205V249L204 248ZM58 248V247H57ZM82 248V247H81ZM101 248V247H100ZM37 249V248H36ZM91 249V248H90ZM96 249H98V248H96ZM102 249V248H101ZM45 250V249H44ZM44 250H42V252L44 251ZM49 250V249H48ZM132 250H133V248H132ZM135 250V249H134ZM161 250V252H162V249H160ZM159 250V251H160ZM16 251H17V249H16ZM29 251H30V249L29 248H27V250H26V252H23L22 253V255H23V259L24 260H26L27 259V256H30V257H32L33 258V256L32 255H28V253H29ZM47 251V250H46ZM126 251V250H125ZM129 251V250H128ZM243 251H244V253H243ZM20 252V251H19ZM38 251H36V253H37ZM47 252H49V251H47ZM46 252V253H47ZM51 252V251H50ZM50 252H49V255H50ZM122 252H124V251H122ZM146 252V251H145ZM144 252V253H145ZM155 252V253H154ZM247 254H246V253ZM34 253V252H33ZM46 253H43V255H42V258H39L40 260L42 259V260H44V264H50L49 263V261H47V259H49L50 257H54L55 255H51V256H47L46 255ZM159 253V252H158ZM10 254V253H9ZM42 254V253H41ZM40 254V255H41ZM66 254V253H65ZM116 254H118V253H116ZM119 254H121L122 255V253H119ZM139 254V253H138ZM155 254H157L158 255V258H155ZM248 254H250L249 256H248ZM38 255H39V253H38ZM39 255V256H40ZM120 255V256H121ZM125 255L126 254H124V257H125ZM163 256H164V254H162ZM6 256V255H5ZM10 256V255H9ZM109 256V255H108ZM107 256V257H108ZM146 256V255H145ZM183 256V257H184ZM227 256L229 257V258H227ZM247 256H248V258H247ZM64 257V258H63ZM80 257H84L83 258V262L80 260L81 258ZM63 258V259H62ZM113 258V257H112ZM119 258V257H118ZM118 258H117V260H118ZM121 258H123V256H121ZM126 258V257H125ZM147 258H149V257H147ZM53 259V258H52ZM86 259V258H85ZM88 259V258H87ZM91 259V258H90ZM115 259H116V257H115ZM156 259L158 260V261H156ZM30 260V259H29ZM107 260V259H106ZM88 261V260H87ZM92 261V260H91ZM103 261H105L106 263H103ZM125 261H127L126 263H125ZM231 261H233V262H231ZM95 262V261H94ZM201 262V261H200ZM41 263V262H40ZM192 263V262H191ZM216 263V264H217ZM151 264V263H150ZM214 264V263H213ZM235 264H237V263H235Z\"/></svg>", "mask_w": 264, "mask_h": 264}]
</instances>
